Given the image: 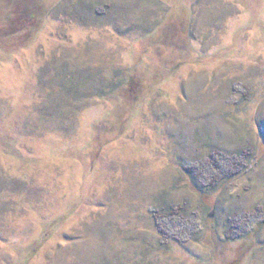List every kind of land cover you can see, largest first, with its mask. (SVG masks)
<instances>
[{
    "label": "rangeland",
    "instance_id": "1",
    "mask_svg": "<svg viewBox=\"0 0 264 264\" xmlns=\"http://www.w3.org/2000/svg\"><path fill=\"white\" fill-rule=\"evenodd\" d=\"M0 264H264V0H0Z\"/></svg>",
    "mask_w": 264,
    "mask_h": 264
}]
</instances>
